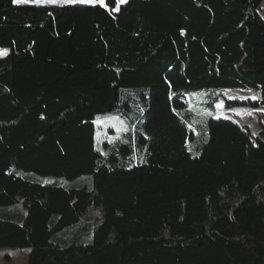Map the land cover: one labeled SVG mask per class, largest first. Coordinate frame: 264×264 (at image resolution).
Listing matches in <instances>:
<instances>
[{
	"label": "trees",
	"instance_id": "1",
	"mask_svg": "<svg viewBox=\"0 0 264 264\" xmlns=\"http://www.w3.org/2000/svg\"><path fill=\"white\" fill-rule=\"evenodd\" d=\"M263 1L105 0L74 63L17 85L87 6L0 0V248H31L28 264H264V122L254 134L190 101L264 109ZM107 114L133 131L101 153Z\"/></svg>",
	"mask_w": 264,
	"mask_h": 264
},
{
	"label": "rangeland",
	"instance_id": "2",
	"mask_svg": "<svg viewBox=\"0 0 264 264\" xmlns=\"http://www.w3.org/2000/svg\"><path fill=\"white\" fill-rule=\"evenodd\" d=\"M34 1L35 0H30ZM40 3H51L49 0H40ZM60 5L64 4L62 0H56V3ZM123 4V3H122ZM87 11L83 15V23L81 25H75L70 19H66L61 22L59 26L58 36L54 42L51 49L49 57L45 60L34 59L30 54H28L21 66L27 70L24 73V77H16L15 83L20 85L22 83H36L41 80L44 72L56 65L59 62L74 63L79 55V53L86 49L92 42V5H87ZM260 14L264 18V1L260 7ZM0 50H7L6 54L12 50V45L10 43L0 44ZM47 60V61H46ZM31 67V68H30ZM29 69V70H28ZM39 78H36L38 77ZM73 77V76H70ZM74 78V77H73ZM35 79V80H33ZM70 82L74 85H84L91 82V75L89 72L84 73L78 79H71ZM105 92H98V98L103 97ZM253 93V92H252ZM225 94L229 97H245L250 95L247 92L240 91H225ZM193 107V111L197 116L205 115L207 118H226L230 119L242 127H249L250 130L257 134L259 131V121L264 122V109H251L246 106L235 105L234 107H227L226 102L223 98L216 102L223 103L222 108L215 109H204V104L206 103V98L201 94H194L190 99ZM210 113V115H209ZM251 113V114H249ZM99 124L102 126L99 128L95 145L96 150L101 153L107 152V147L103 144L107 141L111 144H115L119 141L127 139V135L133 131L131 127L124 123V121L115 115L107 114L101 115L99 118ZM119 129V131H118ZM55 178H48L45 182H52ZM63 182H67L63 180ZM6 211L5 209L0 210V212ZM31 252V248H13V247H3L0 248V264H28V258Z\"/></svg>",
	"mask_w": 264,
	"mask_h": 264
},
{
	"label": "snow or ice",
	"instance_id": "3",
	"mask_svg": "<svg viewBox=\"0 0 264 264\" xmlns=\"http://www.w3.org/2000/svg\"><path fill=\"white\" fill-rule=\"evenodd\" d=\"M15 3L17 4H21V3H27L28 0H14ZM36 3H39L40 0H35ZM49 2L51 3H56V0H49ZM62 2L64 4H87V5H92L95 6L97 4H99L102 7H107L108 5L105 3V0H62ZM127 0H116V11H119V6L122 3H126ZM7 50H0V56L2 55H6ZM252 99H256L255 96L252 97ZM217 108H222L223 107V103H218L216 105ZM251 114V113H249ZM210 115V113H209ZM119 131V129H118Z\"/></svg>",
	"mask_w": 264,
	"mask_h": 264
},
{
	"label": "crops",
	"instance_id": "4",
	"mask_svg": "<svg viewBox=\"0 0 264 264\" xmlns=\"http://www.w3.org/2000/svg\"><path fill=\"white\" fill-rule=\"evenodd\" d=\"M30 0H28V2H29Z\"/></svg>",
	"mask_w": 264,
	"mask_h": 264
}]
</instances>
